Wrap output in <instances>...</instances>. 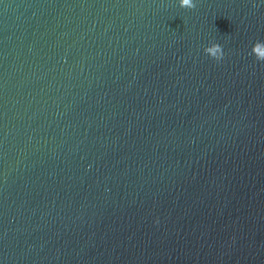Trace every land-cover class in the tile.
Listing matches in <instances>:
<instances>
[{"label": "water", "instance_id": "95a60500", "mask_svg": "<svg viewBox=\"0 0 264 264\" xmlns=\"http://www.w3.org/2000/svg\"><path fill=\"white\" fill-rule=\"evenodd\" d=\"M194 3L0 0V264H264V0Z\"/></svg>", "mask_w": 264, "mask_h": 264}, {"label": "clouds", "instance_id": "9594fccd", "mask_svg": "<svg viewBox=\"0 0 264 264\" xmlns=\"http://www.w3.org/2000/svg\"><path fill=\"white\" fill-rule=\"evenodd\" d=\"M178 5L181 8L192 9L196 7L194 0H178ZM251 54L256 58L258 61H264V42H256L251 47ZM204 53L216 60L220 61L223 58V50L219 44L213 43L209 46L204 48Z\"/></svg>", "mask_w": 264, "mask_h": 264}]
</instances>
